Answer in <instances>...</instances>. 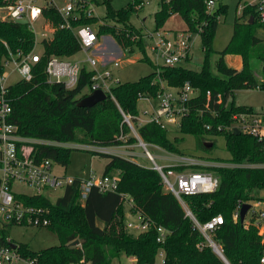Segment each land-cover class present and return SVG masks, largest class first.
<instances>
[{"label": "trees", "instance_id": "trees-1", "mask_svg": "<svg viewBox=\"0 0 264 264\" xmlns=\"http://www.w3.org/2000/svg\"><path fill=\"white\" fill-rule=\"evenodd\" d=\"M8 1L11 0H0V5ZM91 1L104 5V16L113 22L98 24V35L100 32L113 33L117 43L128 53H133L135 49L145 53L147 41L130 22L135 8L143 0H132L128 6L120 9L113 8L110 0ZM206 1L171 0L166 3L159 0V8L154 13L155 29L162 27L171 15L178 14L192 32L199 33L204 56L198 70L182 65L157 66L144 56L141 59L152 67L149 74L115 85L112 88L115 101L107 96L92 107H79L76 104L88 94L92 72L86 67H82L79 82L73 89H66L61 83L47 82L44 72L47 58L51 55L71 57L80 49L71 31L57 27L59 17L56 12L48 10L45 13V28L53 31V37L45 43V55L33 67L30 81L19 79L6 89L12 107L11 122L16 124L18 133L57 142L119 145L122 143L119 139L121 131L123 134L130 132L120 109L126 114L135 115L139 95H156L160 91V80L171 86H181L188 81L199 90V95L191 101L189 113L181 119L179 132L194 136L197 147L206 152L214 147L213 141L206 145L207 137L222 135L231 161L264 163V149L255 138L243 133L235 134L231 130H216L218 124L229 126L233 113L254 110L251 106L235 105L233 100L227 109L225 102L235 90L254 89L258 84L256 72L262 74L264 62V36L260 35L258 29L264 25L257 21L254 6L242 9V15L234 19L229 43L216 52L215 68L219 75H215L209 67V56L213 52L212 41L218 17L225 13L227 7L218 1L216 9L209 12ZM250 17L252 23H249ZM95 20L82 13L73 25L92 24ZM116 25H119V31ZM136 33L140 34L139 39L133 38ZM33 47L34 34L26 23L0 18V75L4 71L3 61L11 60L18 52L27 54ZM228 54L240 56L242 67L239 70L225 64L224 57ZM253 60L257 61V66L252 64ZM207 91L210 92L209 108L217 115H212L205 106ZM218 94L222 97L220 104L216 102ZM206 123L213 127L206 129ZM137 131L144 142L156 144L171 153H179L178 147L167 137V131L159 125L145 124L137 127ZM128 140L135 142L136 139L130 137ZM71 150L42 143L33 144V154L37 159H52L64 167L69 163ZM104 156L107 157L104 173L120 170L116 192L101 193L93 188L84 201H79L74 185L67 187L53 203L43 198L28 200L49 207L50 223L46 228L55 233L58 244L34 252L25 244L17 243L18 251L24 257L35 259L36 264H75L81 259L91 264H111L115 258L122 257L134 258L137 264H150L155 261L158 251H163L165 264H224L209 247H197L203 241L202 235L185 215L175 196L163 189L156 170L121 156ZM213 171L219 176L214 192L185 195L184 199L200 223L215 215L223 216V224L215 231L214 238L222 243L224 256L229 263L259 264L263 247L256 228L243 227L240 219L233 220L231 214L238 200L249 201L259 197V191L264 189V168L223 167L213 168ZM121 194L132 197L134 204L129 209L131 213H138L151 221L147 231L134 235L125 228ZM158 226L168 230L162 242L156 239ZM75 239L79 240V244L71 246Z\"/></svg>", "mask_w": 264, "mask_h": 264}, {"label": "built area", "instance_id": "built-area-1", "mask_svg": "<svg viewBox=\"0 0 264 264\" xmlns=\"http://www.w3.org/2000/svg\"><path fill=\"white\" fill-rule=\"evenodd\" d=\"M164 1L168 3L171 0ZM218 1L207 0V10L214 11ZM99 5L91 0H11L0 5L1 19L26 23L34 34L33 49L27 54L18 52L15 57L11 58V60H16L15 70L20 79L30 81L33 67L45 55V43L53 37V31L45 28L47 23L45 13L52 9L59 17L57 27L69 30L74 34L80 45L78 52L83 53V58L73 59L74 55L63 58L56 55L49 56L44 69L47 82L61 83L64 88L73 89L79 82L82 67H86L92 72L88 94L95 90H101L106 94V97L109 96L115 101L112 88L121 81L115 75L114 69L119 66L120 58H103L105 55L101 50L102 43L97 34L99 29L97 24L73 25V22L79 19L82 13L87 17H95L93 15ZM238 5L241 11L246 6H254L257 21L264 25V0H249L245 1L243 5ZM39 20H41L43 29L36 32L34 25ZM196 36H199V33L192 32L188 27L183 30L152 27L141 36L147 41L145 53L138 52L141 58L146 56L157 66L180 65L191 59L193 41ZM139 38L137 36V39ZM113 43L118 48V55L128 53L127 49H122L114 40ZM37 45L42 46L40 51L36 50ZM3 64L6 62L3 61ZM257 78L258 84L254 89L264 90V62L263 72L257 75ZM7 86L2 73L0 75V264H36L35 259L24 257L18 251L17 242L5 233L9 227L13 226L46 228L49 225V207L30 203L28 200L43 198L53 203L55 200L53 201L51 198L56 192L60 191L62 195L67 187L75 185L79 201H84L93 188L101 193L116 192L120 181V170L118 169L100 174L90 169L83 177L68 176L65 172H57L54 169L55 165L62 164L52 159H37L33 154V144L42 143L81 149L98 155H117L135 162L136 153L129 144L127 145V140L130 137H134L136 139L134 143L137 142L143 148L145 157L152 163V168L159 173L164 189L175 196L185 215L190 218L194 227L202 235L203 241L197 247L202 249L207 246L224 264H231L224 256L222 243L214 238L215 231L223 224V216L215 215L206 222L200 223L190 211L184 196L214 192L218 187L219 176L213 171V168H264V163L234 162L230 159L210 161L179 153L174 154L165 150L166 152L160 158L168 162L159 164L148 151L147 142L142 140L137 131V127L150 123L157 124L166 131L170 127L179 128L181 119L191 109V101L199 95V90L193 87L190 82H184L181 86H171L160 80V91L156 95H139L138 101L143 100L145 105L140 109L136 105L137 113L135 115L126 114L120 109L123 121L129 127L130 132L123 134L121 131L119 139L122 141L121 144L128 146V149H122L117 154L114 152L118 145L99 146L77 142H57L20 135L16 124L11 122L12 107L7 97ZM230 97L225 102L227 109ZM209 98L210 92L207 91L205 106L212 115H217L214 110L209 108ZM216 102L222 103L220 94L217 95ZM212 127L209 123L205 124V128L208 130ZM233 128L238 129L239 133L255 138L264 149V112L255 109L239 111L231 115L229 126L216 125L217 131H232ZM152 145L163 149L156 144ZM119 146L121 145L119 144ZM176 167H183V169H176ZM258 195V198L249 201L238 200L231 215L235 221L240 219L241 206L244 203L249 204L241 223L245 228L249 226L256 228L260 244L263 247L259 264H264V189L260 190ZM121 197L129 209L133 207L132 197L124 194H121ZM150 226L151 221L140 214L138 223H125L127 230L132 228L136 233L145 232ZM156 230V239L158 242H162L166 238L168 230L162 226H158ZM126 259L130 261V264H137L134 258ZM75 264H91V262L81 259L79 263ZM150 264H165L163 251H158L155 261Z\"/></svg>", "mask_w": 264, "mask_h": 264}, {"label": "rangeland", "instance_id": "rangeland-1", "mask_svg": "<svg viewBox=\"0 0 264 264\" xmlns=\"http://www.w3.org/2000/svg\"><path fill=\"white\" fill-rule=\"evenodd\" d=\"M245 1L249 0H219L222 4L226 5L227 9L225 13L220 14L218 17V24L215 30L214 38L212 41V49L213 52L209 56V67L213 74L219 75L215 68V61L218 58L216 52L221 51L230 41L232 34H233V22L235 17H240L241 8L238 4H244ZM113 8L120 9L129 5L132 0H110ZM218 5V4H217ZM242 7V6H241ZM159 8V0H144L143 4H138L134 10V14H132L130 22L131 25L140 33H144L145 31L149 30L154 26V13ZM216 9V8H215ZM2 13L0 9V14ZM105 7L104 5H99L96 7L94 18L95 24H102V23H110L113 22L110 19H107L105 16ZM185 22L178 14L171 15L167 21L163 24L162 27L170 28V29H177L183 30L186 29L184 24ZM96 28V27H95ZM43 29L41 20L37 21L34 25V30L36 32H40ZM116 29L120 30L119 25H116ZM140 35L136 33L134 34L133 38H137ZM105 36L112 38L116 43L117 40L113 33H99L100 42H104ZM262 36H264L262 34ZM111 39V40H112ZM112 40V42H113ZM135 40V39H132ZM118 44V43H117ZM110 46V45H109ZM120 46V45H119ZM121 47V46H120ZM122 49H126L121 47ZM42 49L41 45L36 46V50L40 51ZM111 52L113 51L115 54L116 46L112 43L110 46ZM108 52V51H107ZM191 59L189 61L182 62L180 65L186 68H191L194 70H198L200 68V64L202 58L204 56L200 37L196 36L193 41L192 46V53ZM83 53L78 52L74 54L73 59H82ZM120 58L119 66L114 69L115 75L119 77L121 82H128V81H135L140 77L149 74L152 71L151 65L147 61H143L141 59V55L137 49L134 50L133 53H122L121 55H115L113 59ZM228 57H224V62L226 65L231 63L232 61H228ZM252 64L257 66V61L253 60ZM252 65V66H253ZM16 60H7L6 64H4V71L3 75L5 77V84L12 85L15 84L19 79L20 76L15 70ZM258 75L259 72H256ZM256 75V76H257ZM233 98V99H232ZM232 100L234 101L235 105H245L251 106L257 111L264 112V90H257V89H239L233 92L232 97H230L228 101V107L231 106ZM145 105L143 100H139L137 103L138 108H142ZM79 137H82L79 134ZM167 137L173 141L174 145L178 147L179 154L185 156H192L198 159H205L210 161L216 160H223L226 161L229 159L230 154L225 148V141L222 135L216 136H208L205 140L206 145H210V141L214 142V147L209 151H205L200 149L196 145V140L194 136L189 134H181L177 127H170L167 131ZM81 143V142H77ZM84 144V143H82ZM130 145L132 150L136 153V163L146 167L152 168V163L149 159L145 157L143 152V148L138 145V143H134L133 141L128 140L127 145ZM148 151L153 155L155 161L159 164H165L168 161L163 160L160 158L162 154L166 151L163 149H158L154 145L147 143ZM115 149L116 151L114 154L119 153L122 149H128V146L125 144H120ZM121 153H124L121 151ZM178 154V153H174ZM107 162V157L104 155L94 154L89 151L75 149L73 148L69 154V163L66 167L63 165H55L54 169L57 172H65L68 176L74 177H83L87 174L90 169H93L95 173L100 174L104 170V166ZM153 169V168H152ZM166 171V170H165ZM171 175V172H169ZM164 189V186H163ZM165 190V189H164ZM61 195V192L58 191L52 196V200H56L58 196ZM124 209V216H125V223H133L136 224L139 222V214L130 213L127 203H123ZM99 225H102L101 222H97ZM132 234H137L132 228L128 230ZM10 236L13 240L18 243L25 244L30 250L34 252H39L42 249L47 247L57 245L58 239L55 233L50 231L47 228H37V227H30V226H13L9 231ZM160 259V257H158ZM111 264H130V261L124 257L118 259L115 258Z\"/></svg>", "mask_w": 264, "mask_h": 264}, {"label": "water", "instance_id": "water-1", "mask_svg": "<svg viewBox=\"0 0 264 264\" xmlns=\"http://www.w3.org/2000/svg\"><path fill=\"white\" fill-rule=\"evenodd\" d=\"M249 23H252V17H250ZM105 99H106V94L104 92H102L101 90H95L92 93L80 98L76 104L79 107H92L98 102H101ZM232 132L235 134H239V130L236 128H233ZM248 208H249V204L247 203H244L241 206V209H240V221L241 222L243 221L245 213ZM78 244H79L78 239H75L74 241L70 243L71 246H75Z\"/></svg>", "mask_w": 264, "mask_h": 264}, {"label": "crops", "instance_id": "crops-1", "mask_svg": "<svg viewBox=\"0 0 264 264\" xmlns=\"http://www.w3.org/2000/svg\"><path fill=\"white\" fill-rule=\"evenodd\" d=\"M250 20V18H249ZM185 24V23H184ZM186 26V24H185ZM187 27V26H186ZM164 28V27H163ZM167 29H170V28H167ZM172 30H177V29H172ZM258 32L260 33V35H264V27H262L261 29H258ZM112 40L110 37L108 36H105L104 38V42H102V48L101 50L103 51L104 53V57L103 58H106V59H113L115 55H118L119 51H118V48L116 47L117 50H115V54L114 52L110 50V46H112ZM110 45V46H109ZM108 51V52H107ZM229 59L228 61H232L231 63L229 62L228 66L232 67V68H235V69H240L242 67V60L240 58L239 55H236V54H228L226 55ZM189 61V60H188ZM12 227H9L8 229V234H9V231ZM10 235V234H9ZM15 241V240H14ZM16 242V241H15ZM18 243V242H17Z\"/></svg>", "mask_w": 264, "mask_h": 264}]
</instances>
